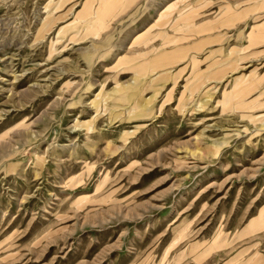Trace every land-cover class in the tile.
<instances>
[{
  "label": "rangeland",
  "instance_id": "obj_1",
  "mask_svg": "<svg viewBox=\"0 0 264 264\" xmlns=\"http://www.w3.org/2000/svg\"><path fill=\"white\" fill-rule=\"evenodd\" d=\"M0 264H264V0H0Z\"/></svg>",
  "mask_w": 264,
  "mask_h": 264
}]
</instances>
